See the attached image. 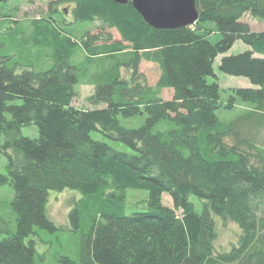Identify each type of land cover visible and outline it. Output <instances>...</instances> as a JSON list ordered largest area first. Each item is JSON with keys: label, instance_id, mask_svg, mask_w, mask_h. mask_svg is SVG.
<instances>
[{"label": "trees", "instance_id": "1", "mask_svg": "<svg viewBox=\"0 0 264 264\" xmlns=\"http://www.w3.org/2000/svg\"><path fill=\"white\" fill-rule=\"evenodd\" d=\"M63 1L26 19L0 2V156L7 160L0 186L15 190V228L0 218V264H264V149L255 143L264 128V31L243 19L264 20V0H197L199 20L168 29L146 23L131 0H72V19ZM237 40L250 49L224 55L219 69L253 84L234 87L227 104H253L247 134L241 119L220 120L221 89L210 80L216 58ZM143 61L160 70L155 86L141 80ZM82 75L94 86L93 108L73 103ZM163 89L173 97L163 98ZM144 115L137 127L122 122ZM29 125L38 137L23 134ZM129 188L148 190L147 210L125 211ZM66 189L81 193L68 213L79 254L50 260L38 244L62 229L47 206L52 190ZM165 192L173 206L163 203ZM191 196L203 200L202 212ZM214 214L241 229L228 250L216 247Z\"/></svg>", "mask_w": 264, "mask_h": 264}, {"label": "rangeland", "instance_id": "2", "mask_svg": "<svg viewBox=\"0 0 264 264\" xmlns=\"http://www.w3.org/2000/svg\"><path fill=\"white\" fill-rule=\"evenodd\" d=\"M52 0H34L33 2L28 0H8L6 10L10 11L13 7L18 6L19 9L16 12V18L26 19L40 16L44 13H47L48 4ZM61 9H66L67 16L72 19V8L74 6V2L72 0H65L60 3ZM244 21L250 24L251 28L255 31H264V20L258 17H254L250 14H245L243 16ZM6 26L12 25L9 21H5ZM3 24L0 21V27ZM15 25V24H14ZM100 23L96 22L89 26V29L96 33L99 31ZM6 31V29H5ZM2 28H0V36L5 32ZM108 32L113 34V37L119 39L120 36L116 30L109 28ZM5 35V34H4ZM220 38L219 34H214L211 37L212 41H217ZM250 49L249 45L244 43L242 40H237L234 45L227 51L225 54H220L214 63L215 68V77H210V80L218 81L220 85V94H221V107L217 110V114L220 120L224 122H233L237 119H241L239 123L240 130L243 131V123H247L245 126L252 123L253 119H246L245 114L247 111L252 109L253 104L250 102H245L241 100H237L235 102V106L233 108H228V100L230 95L233 93L234 87H250L253 86L251 81L245 76H235L229 75L222 72L219 69V64L224 55L237 54L243 52L245 50ZM12 50V49H11ZM13 51V50H12ZM14 52V51H13ZM80 60L76 59V61ZM47 67V66H45ZM140 70L142 73L141 80L148 85L155 86L159 75L160 70L158 66L152 62L143 61L140 64ZM123 73L128 75L127 69L123 68ZM83 75L79 83L75 85V89L77 90V97L74 99V105L83 108H93V105L89 102L88 97L92 95L95 91L94 86L87 83L86 80L83 79ZM161 95L165 99H171L173 97L172 89H163ZM95 107V106H94ZM145 120L144 116H139L136 118L123 119L122 122L127 127H137L140 126ZM249 122V123H248ZM255 122V121H253ZM248 129H245L247 134ZM22 132L24 135L30 137H38L39 129L36 125L24 126L22 128ZM92 137L98 140H103L109 143L112 147L131 152L132 150L122 143L121 141L112 140L106 138L99 131H92ZM256 145L259 148L264 149V128L262 131L260 130L259 134L255 138ZM228 142H232V138L228 137ZM253 154H257V149H251ZM6 157L0 156V172L6 173ZM15 196L14 187L11 184H5L0 186V218H5L9 220L12 224V227L15 228V212L11 208V203ZM80 197L81 193L74 189H66L63 191L52 190L50 192L49 202H48V212L50 217L58 224L62 226V229L55 232H45L50 238L49 242H40L38 244V249L40 251H48V259H52V256H57L59 253H67L71 255L73 258H78L79 249H80V235L79 233L72 230L71 225L68 219V213L71 209V206L76 197ZM191 200L194 202L195 208L198 212L203 211V200L196 196H191ZM163 203L168 206H173V200L169 193L165 192L163 194ZM149 208V192L146 189H136L129 188L126 191V202H125V211L127 213L138 211V210H147ZM180 213V212H178ZM214 218L217 224V239H216V247L220 250H228L232 247L233 244H236L239 240L241 229L237 225L236 222H232L230 220H225L222 217L215 215Z\"/></svg>", "mask_w": 264, "mask_h": 264}, {"label": "water", "instance_id": "3", "mask_svg": "<svg viewBox=\"0 0 264 264\" xmlns=\"http://www.w3.org/2000/svg\"><path fill=\"white\" fill-rule=\"evenodd\" d=\"M8 0H0L5 2ZM127 4L129 0H114ZM145 22L155 28H178L195 24L200 17L197 0H131Z\"/></svg>", "mask_w": 264, "mask_h": 264}]
</instances>
